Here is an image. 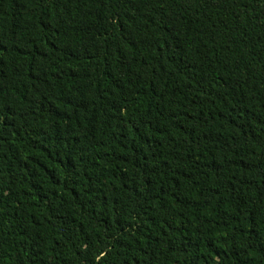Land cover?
Segmentation results:
<instances>
[{"label": "trees", "instance_id": "16d2710c", "mask_svg": "<svg viewBox=\"0 0 264 264\" xmlns=\"http://www.w3.org/2000/svg\"><path fill=\"white\" fill-rule=\"evenodd\" d=\"M0 264H264V0H0Z\"/></svg>", "mask_w": 264, "mask_h": 264}]
</instances>
